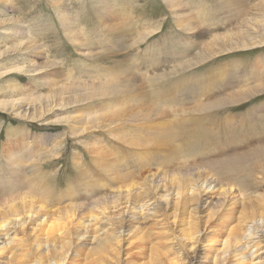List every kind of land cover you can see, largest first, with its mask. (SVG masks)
Returning a JSON list of instances; mask_svg holds the SVG:
<instances>
[{"label": "bare ground", "instance_id": "bare-ground-1", "mask_svg": "<svg viewBox=\"0 0 264 264\" xmlns=\"http://www.w3.org/2000/svg\"><path fill=\"white\" fill-rule=\"evenodd\" d=\"M97 1L104 10L107 9L105 3L108 0ZM165 1L175 13V23L180 29L200 39L211 36L208 42H202L207 55L211 52L207 45L210 41L220 40L230 49L239 48V44L243 48L241 51L264 47V22H257L252 17L245 19L246 10L236 11L238 24L243 23L245 31L233 28L231 34L211 35L201 29L203 25L200 26L192 12L184 7L182 0ZM219 1L226 9L242 2ZM11 2L0 0L9 5ZM47 2L68 43L74 42L87 49L89 45L80 40L79 33L76 34L66 2ZM14 9H10L11 13ZM258 11L263 19L264 4ZM117 24L108 28L107 36L102 28L98 29L113 49L107 59H112L116 53L114 55L121 60L113 62L111 70L97 69L100 81L85 84L79 80L76 84L67 82L62 72L44 59L41 47L28 38L19 18L12 15L0 20V33L20 41L1 46L0 64L7 61L28 64L0 72V81L5 80V91L14 95L4 94L5 98H0V113L34 123L68 111L73 114L41 123L50 127L69 125L67 138L91 141L93 148L84 150L81 158L77 152L73 155V169L80 174L83 190L92 200L75 202L56 211H52L51 206L76 191L69 185L68 194L59 193L57 198H52L51 190L56 188L53 183L48 184V175L54 174L47 170L44 173L40 167L46 158L54 160L61 155L53 146L64 132L44 134L38 137L39 142H35V136L25 130L18 147L0 149V264H264V192L254 193L264 178V124L254 122L264 121V116L253 115L251 119L241 116L236 121L235 116L219 119L217 115L197 113L237 105L262 95L264 83L249 85L264 81V72L258 74L256 63L251 67L253 69L245 72L247 74L237 76V80L214 78L215 86L208 90L197 81L187 86L177 82L178 87L173 85L163 95L157 92L155 84V97H151L145 85L157 83L161 76L159 72L149 77L137 76L143 74H137V71L133 74L131 64L121 54L127 47L124 43L126 31ZM255 34L261 41L252 38ZM107 40L101 38V43ZM219 54L214 53L216 57ZM88 56L102 58L85 55ZM39 57L43 60L37 63ZM179 64L177 67L181 68ZM220 70L227 72L225 68ZM13 75L39 76L47 88L36 94L37 98L30 97L26 87L21 88ZM34 81L35 84L37 80ZM194 83H198L196 86L202 92L198 94L205 96V100L198 99L197 93L193 94L197 90ZM11 84L17 87L10 89ZM186 89H196L186 97L192 101L191 108L172 109L177 115H168V111L152 101L170 105L180 103V93H187ZM112 101L114 104H109ZM126 103L132 105L126 106ZM77 106L82 109L78 111ZM90 111L93 113L87 118ZM183 113L189 115H180ZM96 128L103 129L101 134L110 133L116 138L113 142L114 162H108L103 144H98L95 139L100 133L92 132ZM229 147L239 152L226 160L221 155L211 154L219 149L223 153ZM93 154L95 156H91L88 165L98 171L97 177H102L99 183L84 179L83 166L80 168L81 164H87L84 163L86 157ZM231 165H240L241 173L230 169ZM154 167L160 168L152 171ZM101 182L115 184L116 190L104 197H95L92 195L94 188L105 189ZM214 201L217 202L213 204Z\"/></svg>", "mask_w": 264, "mask_h": 264}, {"label": "rangeland", "instance_id": "rangeland-1", "mask_svg": "<svg viewBox=\"0 0 264 264\" xmlns=\"http://www.w3.org/2000/svg\"><path fill=\"white\" fill-rule=\"evenodd\" d=\"M60 1H63L64 3L66 2L65 4L67 5V11L69 12L70 19H73V24L76 27V34L79 33L78 36L80 40L82 42L84 41L83 43L89 45L87 49H82L78 44H75L74 42H71L74 45L68 43L63 35V29L60 26L59 21L56 20V14L51 10V7L49 6L47 0H12L10 5L6 3H0V20H4V18L6 19L12 15H14V18H19L28 38L32 39L37 44V46L41 47V50L45 55L44 59L49 63H53L55 67L58 68L57 70H59L60 73L62 72L61 75H64L63 78H65V80L69 83H73L74 81L77 84L79 80L85 84L97 82V80L101 77L100 75L97 76V69L103 68L105 70H111L113 66L112 63L121 60V58L114 55L116 53L112 55V59H107V56H109L108 53L113 49L109 47L111 46V44L106 39V36L108 33V28H113L111 27L113 23L114 25L119 23L117 25H120L126 31V39L124 40V43H127V47L121 51V54L123 53L125 57L127 56L126 58L124 57V59H126V61H129V65L131 64L129 67H132L131 69L133 70V74L136 75V73L134 72L137 71V74H144L137 76L149 77L154 76L155 74H157V72H159L158 74H160V76L163 78H158L157 83H155L154 81V84L151 83L145 85L146 92L148 94L151 93V97H155V93L153 94V91L156 88L155 84L158 88L157 92L160 95H163L164 92L168 93L169 90L174 87L173 85H175L177 82H181L182 85L187 86V84H190L193 81H197L208 90L210 89L209 87L215 86V84L213 83L214 78L219 77L221 79H225L227 77L228 79L230 78L229 81H234V79L237 80V76H241L242 73L253 69L251 67L256 63L257 69H255L257 70L258 74L259 72H264V47L241 51L243 50V48H241L239 44V48L230 49L224 47L221 44L220 40H218V42L210 41L207 45L209 46L208 52H211L207 55L206 51H204L203 43L208 42L211 36L200 39L195 35H190L184 30L180 29L175 23V13L171 11V9L166 5L165 0H108V2L105 3V5H107V9L105 10L104 6H101L100 3H97L99 2L97 0ZM221 1L223 2L224 0ZM182 3L186 9H189L192 12L191 14L195 16L200 26L203 25L201 26V29L205 32L211 33V35H217V33L229 34L230 32L232 33L233 28L245 31V29L242 27L243 23L238 24V21L240 20L237 19L238 15L236 14V11L240 10H246V14L244 16L245 19L252 17L257 22H264V15L262 17L263 19H261L258 11V8H261L264 4L263 0H242L240 4L235 5L232 9L229 7L226 9L224 6H221L219 0H182ZM12 4H14L15 6ZM10 9H14V13H11ZM6 11H8V13H6ZM109 13L112 16L109 15ZM215 13L219 15L216 16L217 14ZM100 15L102 18L99 17ZM104 22L105 25L103 24ZM226 22H230L231 26ZM98 28H102L106 36H102L101 34L103 32H100ZM101 38L107 41L101 43ZM134 38L136 39L134 40ZM252 38L257 41H261L260 37L257 34H255ZM17 42H20L17 38L4 36L0 33V49L2 45L11 46V44H17ZM133 42L136 43L133 44ZM191 44L193 46H191ZM114 51H117V48H115ZM215 52H220V56L216 57L214 55ZM81 53L84 55H82ZM87 54H94L97 56H101L102 58L92 59L89 56L85 57V55L87 56ZM156 55L159 56L157 57ZM259 57L263 60H260ZM6 58L7 57L3 58V60H6ZM42 60L43 59L39 57L37 58L36 62L39 63ZM156 62L159 63L157 64ZM187 63L189 64L187 66L188 68H186ZM26 64L27 63H23L22 61H16V64L8 63L7 61L3 64H0V72L12 69L14 67H19L21 65L26 66ZM177 64H179L181 68L177 67ZM115 66H117V63L115 64ZM220 68H225L227 72L220 70ZM171 73L174 74V76ZM13 76L17 77V84L22 85L21 88L26 87L25 90L30 97L37 98L38 96L36 94L45 91L47 88V84L39 80V76L26 75L29 78L23 75ZM26 78L29 80H27ZM34 79L37 80L35 84ZM10 80L11 79H9V81ZM4 81L5 80L0 81V98L2 99L5 98L4 94L14 96L5 91ZM263 83L264 81H259L250 84L249 86ZM196 85H198V83H194V87L197 90L186 89L185 92L187 93H180L182 99L180 103L177 100H175L177 102H174L173 105H170L169 103H160L157 100L152 101L157 105V107H162L163 109L168 111V115H177V113L173 112L172 109L182 108L183 110H190L192 101H190L189 98L186 97L192 95L194 90L196 91L193 94L197 93L196 95L199 96L198 99L205 100V96L201 95V97L199 95L202 94V92L199 89L200 87H197ZM37 86L40 87L38 88ZM175 86L178 87V85ZM15 87L17 86H14V84L10 85V89ZM230 89L226 91L228 92L230 91ZM226 91L223 92L225 93ZM223 92H221V94H224ZM166 93L164 96H166ZM19 96H23V94H20ZM184 101L186 102V104ZM114 102L115 101L109 102V104H114ZM187 102L190 105H188ZM176 103L178 105H176ZM124 105L131 106L132 103H126ZM86 107L88 108L87 105ZM77 108H79V106H77ZM80 109H82V107H80L78 111ZM90 112L86 114L88 115L87 118L93 113L92 111ZM197 113L198 115H217L219 119H225L229 116H235L236 121L240 120L241 116L250 119L253 115L262 117L264 116V93L248 100H244L237 105L220 106L215 109L209 108ZM70 114L73 113L64 111V113L61 114H57L54 116L50 115L46 120H53L58 117L69 116ZM180 115L189 114L183 113ZM191 115L197 114L191 113ZM83 117L85 118V115H83ZM46 120L29 123L26 120H15V118H8L6 115L0 113V149H2L3 147V149L8 150L11 147H18L22 143V131H27L33 134L35 136V142H39L38 137L44 136V134L55 135L58 132H64L63 136H59L61 139H59L58 142L56 140L55 145L53 146L56 151H60L61 155L58 157V159L54 160L44 158L45 161L40 168L43 169L42 172L44 173L47 170V172H53L54 174L51 177L48 175V184L52 185L53 183L54 188H56L55 190H51L52 198L53 196L57 198L59 193L65 192V194H68L69 188L67 186L69 185V187H71L72 185L76 192L75 194H70L65 198L60 199V203H54V205L51 206V209L52 211H56V209L60 207L69 206L75 202H89L90 200H92L91 198H89L91 197V195L85 193V191L83 190L84 187L82 183H80V180L82 178L80 174L77 175L76 171H74L73 169L75 167L73 163V155L74 152H77L81 158L82 152L84 150H92L93 148L90 145L91 141L83 142L82 140L77 141L69 139L65 135L66 131H69L71 126L61 125L60 127H50L42 125ZM254 124L263 125L264 121H255ZM244 126L246 127V125ZM250 127L251 126H248V128ZM207 128L213 129V127ZM257 128L258 127L253 128L255 129L254 131H256ZM251 131L254 132L253 130ZM92 132H100L95 139L99 141L98 144H103L102 148L108 155V162H114L115 149L113 146V142H116V138L113 137L110 133L101 134V132H103V129L101 128H96ZM247 133L250 134V131H247ZM220 150L221 149H219V151L214 150L211 152V154L221 155V157L226 160V158L231 156L233 153L239 152V150H234L231 147L226 148L223 153H220ZM91 156L95 155H90L89 158L86 157L85 161L87 162H83L87 164H81L80 168L81 166H83L81 170H84V174L82 173L84 179L93 183H99L102 177H97L98 171L94 168V166L88 165V162H91ZM231 166L232 167L230 169H234L235 172L241 173L240 165ZM24 167L27 169L26 164ZM159 168L160 167H154L152 171H155ZM136 173L137 172H135L134 174ZM261 181L262 182L259 181L260 185H258L256 190L254 191V193L256 194H261L264 192V178ZM100 185L105 186V189L101 190L99 188H94L96 190L92 195H95V197L99 195L100 197H104L105 194H109L110 191L116 190L114 188L115 184L106 185L101 182ZM62 190L64 191L62 192ZM246 196H248V193ZM215 202L217 201H214L213 204Z\"/></svg>", "mask_w": 264, "mask_h": 264}]
</instances>
